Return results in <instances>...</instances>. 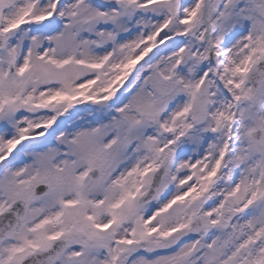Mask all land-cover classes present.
<instances>
[{"label": "snow or ice", "instance_id": "snow-or-ice-1", "mask_svg": "<svg viewBox=\"0 0 264 264\" xmlns=\"http://www.w3.org/2000/svg\"><path fill=\"white\" fill-rule=\"evenodd\" d=\"M0 264H264V0H0Z\"/></svg>", "mask_w": 264, "mask_h": 264}]
</instances>
